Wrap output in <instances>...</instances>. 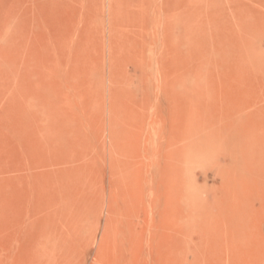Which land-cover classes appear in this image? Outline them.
I'll use <instances>...</instances> for the list:
<instances>
[{
  "label": "rangeland",
  "instance_id": "rangeland-1",
  "mask_svg": "<svg viewBox=\"0 0 264 264\" xmlns=\"http://www.w3.org/2000/svg\"><path fill=\"white\" fill-rule=\"evenodd\" d=\"M0 264H264V0H0Z\"/></svg>",
  "mask_w": 264,
  "mask_h": 264
}]
</instances>
